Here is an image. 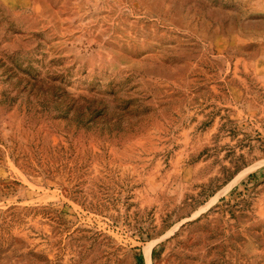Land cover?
Masks as SVG:
<instances>
[{"label": "rangeland", "instance_id": "rangeland-1", "mask_svg": "<svg viewBox=\"0 0 264 264\" xmlns=\"http://www.w3.org/2000/svg\"><path fill=\"white\" fill-rule=\"evenodd\" d=\"M0 264H264V0H0Z\"/></svg>", "mask_w": 264, "mask_h": 264}]
</instances>
